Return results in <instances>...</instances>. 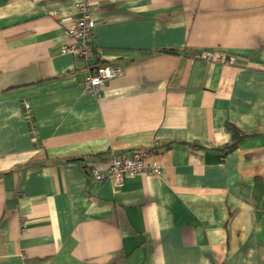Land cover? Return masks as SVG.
I'll list each match as a JSON object with an SVG mask.
<instances>
[{"label": "crops", "instance_id": "crops-1", "mask_svg": "<svg viewBox=\"0 0 264 264\" xmlns=\"http://www.w3.org/2000/svg\"><path fill=\"white\" fill-rule=\"evenodd\" d=\"M78 1L0 0V264H264V0H88V61ZM147 146L158 173L95 179Z\"/></svg>", "mask_w": 264, "mask_h": 264}, {"label": "built area", "instance_id": "built-area-1", "mask_svg": "<svg viewBox=\"0 0 264 264\" xmlns=\"http://www.w3.org/2000/svg\"><path fill=\"white\" fill-rule=\"evenodd\" d=\"M76 8L78 15L75 22L67 30L70 42L63 47L62 52L71 53L88 61L93 58L96 52L93 42L94 29L96 27L94 11L88 0L78 1ZM194 56L205 60L224 61V54L219 51L204 50ZM229 62L234 63V60L231 59ZM123 72L124 69L121 66L99 65L92 74L81 81V85L87 92L99 94L103 86L114 77L123 74ZM25 107L27 111L30 109L28 103L25 104ZM156 150L157 146H147L137 148L126 156H114L107 174L94 170L95 179L100 181L109 178L116 187V192L119 193L120 190L118 188L123 185L126 178L134 177L144 172L158 173V169L154 164L147 163Z\"/></svg>", "mask_w": 264, "mask_h": 264}, {"label": "trees", "instance_id": "trees-1", "mask_svg": "<svg viewBox=\"0 0 264 264\" xmlns=\"http://www.w3.org/2000/svg\"><path fill=\"white\" fill-rule=\"evenodd\" d=\"M228 129L231 131V133L233 135L232 143L225 147V149H228V150L236 148L242 139L251 135V134L245 132L244 130L240 129L239 127H237L231 123L228 124ZM196 146H198V145H196ZM99 155H102V154H99Z\"/></svg>", "mask_w": 264, "mask_h": 264}]
</instances>
